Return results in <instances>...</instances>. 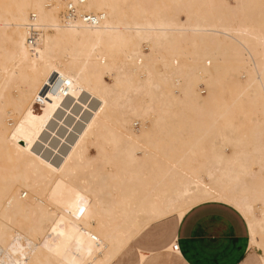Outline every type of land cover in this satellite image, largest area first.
Wrapping results in <instances>:
<instances>
[{
  "label": "bare ground",
  "instance_id": "bare-ground-1",
  "mask_svg": "<svg viewBox=\"0 0 264 264\" xmlns=\"http://www.w3.org/2000/svg\"><path fill=\"white\" fill-rule=\"evenodd\" d=\"M206 201L264 264V0H0V264H108Z\"/></svg>",
  "mask_w": 264,
  "mask_h": 264
},
{
  "label": "crops",
  "instance_id": "crops-1",
  "mask_svg": "<svg viewBox=\"0 0 264 264\" xmlns=\"http://www.w3.org/2000/svg\"><path fill=\"white\" fill-rule=\"evenodd\" d=\"M177 244V250L171 247ZM108 264H263L249 246L245 219L220 201L196 204L182 217L153 221Z\"/></svg>",
  "mask_w": 264,
  "mask_h": 264
},
{
  "label": "built area",
  "instance_id": "built-area-1",
  "mask_svg": "<svg viewBox=\"0 0 264 264\" xmlns=\"http://www.w3.org/2000/svg\"><path fill=\"white\" fill-rule=\"evenodd\" d=\"M84 0H80V3H82ZM78 11H77V8H76V5L75 4H72V3H69L67 6H66V10H65V13H64V19L66 22H71L73 20H75L77 17H78ZM80 17L90 23V24H97L100 19H101V16L99 15H95V14H90V13H87V12H84V13H81L80 14ZM177 244H174L173 243V246L171 247V250H177Z\"/></svg>",
  "mask_w": 264,
  "mask_h": 264
},
{
  "label": "snow or ice",
  "instance_id": "snow-or-ice-1",
  "mask_svg": "<svg viewBox=\"0 0 264 264\" xmlns=\"http://www.w3.org/2000/svg\"><path fill=\"white\" fill-rule=\"evenodd\" d=\"M23 132V125H21L19 128L16 129V131L13 133V139L16 140L18 138H20L21 133ZM77 200L83 202V197L77 195ZM86 207L85 206H79L78 208V212H76L75 214L78 216H82L85 212H86ZM53 231H55V229H53ZM62 235V233H61ZM18 264H20V262H18ZM24 264H27V261L25 260Z\"/></svg>",
  "mask_w": 264,
  "mask_h": 264
},
{
  "label": "rangeland",
  "instance_id": "rangeland-1",
  "mask_svg": "<svg viewBox=\"0 0 264 264\" xmlns=\"http://www.w3.org/2000/svg\"><path fill=\"white\" fill-rule=\"evenodd\" d=\"M228 1H232V0H228ZM181 18H183V16L181 15ZM108 80V79H107ZM199 89H200V93H201V95H205L206 94V92L204 91L205 90V88H204V86L203 85H200L199 86ZM133 127L136 129V130H138L139 129V126L137 125V124H134L133 125ZM87 148H88V154L90 155V154H93L94 153V149L91 147V145L89 144V143H87Z\"/></svg>",
  "mask_w": 264,
  "mask_h": 264
}]
</instances>
